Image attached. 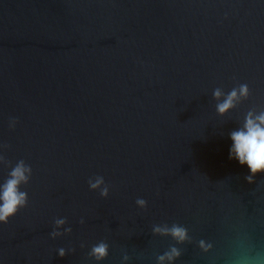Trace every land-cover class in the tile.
<instances>
[{
	"label": "water",
	"instance_id": "95a60500",
	"mask_svg": "<svg viewBox=\"0 0 264 264\" xmlns=\"http://www.w3.org/2000/svg\"><path fill=\"white\" fill-rule=\"evenodd\" d=\"M250 111L264 0H0V184L31 167L0 264H159L173 247L171 264H264V171L249 183L229 159ZM173 225L189 239L153 232Z\"/></svg>",
	"mask_w": 264,
	"mask_h": 264
},
{
	"label": "clouds",
	"instance_id": "9594fccd",
	"mask_svg": "<svg viewBox=\"0 0 264 264\" xmlns=\"http://www.w3.org/2000/svg\"><path fill=\"white\" fill-rule=\"evenodd\" d=\"M222 95L220 89H215L213 92L214 98H219ZM248 95V87L246 84H241L238 89L234 88L227 94L223 102L218 103L216 111L219 114L225 113L228 109L234 107L235 103L241 97L246 98ZM232 145L229 149V159H236L241 165L246 164L249 169V174L245 176V180L249 183L252 182L253 177L257 172L264 171V112L259 115H254L251 111L246 115L243 127L232 131L230 134ZM0 160L7 165L9 162L0 157ZM27 173V175H26ZM31 176V167L26 165L23 160H19L11 171L8 177L0 184V222L7 223L8 218L14 215L20 208L27 204V193L20 190L21 184H27ZM104 183L101 176H97L93 183L91 179L88 180L90 189H96ZM101 196L108 195V186L100 189ZM136 203L141 207L145 206L146 201L137 199ZM63 219L56 220V225L62 224ZM83 223V219L80 221ZM66 232H70L71 228H66ZM153 232L160 234H170L177 242H183L189 239L187 230L181 226L173 225L171 228L155 226ZM60 235L59 232L53 230L50 236L55 237ZM202 248H206L203 241L200 242ZM58 254L62 257L64 249L60 248ZM90 255L94 256L97 260L104 258L107 255V245L100 243L94 246ZM180 252L175 247L164 255L158 257L159 264H164L167 260L169 264L175 257H178ZM124 259H127L125 256Z\"/></svg>",
	"mask_w": 264,
	"mask_h": 264
}]
</instances>
